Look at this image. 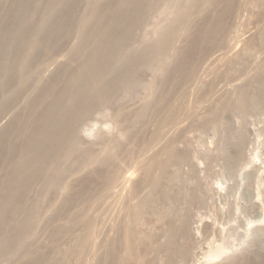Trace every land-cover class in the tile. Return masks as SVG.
<instances>
[{
    "label": "bare ground",
    "instance_id": "obj_1",
    "mask_svg": "<svg viewBox=\"0 0 264 264\" xmlns=\"http://www.w3.org/2000/svg\"><path fill=\"white\" fill-rule=\"evenodd\" d=\"M9 1L11 2V7H9V9H8V10H10V11H8L9 15L6 13H4L6 15H3L2 13H0V29L2 26L4 27L3 30L0 31V56L4 53L9 52V55L10 56L12 55L14 61H13V59H12V62L10 61L12 63L11 65H5L4 66V63L2 64L3 66L0 65V94L3 91V89H6V92H7L10 88H12V87L8 88L6 86V85H8V83H6V82H10L12 80H15L16 77L20 79V77H22V75H26V77L23 76V78L25 77V79H22V80L29 81V80L33 79L35 67L38 63L41 62V61H38L40 59V57H38V56L43 57V55H47V54L49 56H51L49 53H54L53 51L57 47L58 43H62V40L64 39V37L67 38L70 35L71 30L73 29L72 25L74 24V22L75 21L78 22V20L80 21V18H84V25L82 26L83 31H81L82 35L80 34V36H82V37H79V39L81 40V41H79L80 44L78 43V46L75 47L71 51V55L69 56L70 58L68 60V64H65L67 66L65 67V65H64V68L62 69L61 68L63 66L62 65L60 67L61 70L58 72L56 70L57 73L54 75V77H52V79L50 81L47 80L48 82L44 81V83L41 84L40 88L38 89V92H37L38 94H37L36 99L34 98V100L31 101V103H29V105H28L29 106V108H28L29 112L27 113L28 116L27 117L24 116V117H22V119L18 118L17 121L15 120L16 122L13 123L14 124L13 128L8 130V131H5L0 136V176L1 175L3 176V178L0 177V230H1V227H3L4 224H7L8 220L11 219L16 214V211L19 210V208L23 209V211H22L23 215L21 216V219L17 222V224L13 227V229L8 231L5 234H0V260L6 259V258H12L13 263L15 262L14 264H19L18 255L21 254L22 250L25 251L24 250L25 248L28 250L30 247H31L30 249H32V246H28L29 244H27V242H24L25 238L29 235H34V234L37 236L43 235V234L40 235V233L38 231L40 229V225L42 226V223H41L42 221H40V219H39V211L42 210L43 207L52 209L53 211H55V213H58V212L61 213V211L65 210V209L67 212V208L69 209L70 205H72V204L78 205V203H76V201L79 200L80 204L77 206V208L74 209L73 205H72L73 212L75 210H77V211H75L76 216L74 215L76 220L73 218L74 224L77 223V224H80V226H81V224L86 226V224H90L87 222V220L90 219V217H89V214H86L87 213L86 211H88V209L92 208V206L94 204L99 203L103 198H105L107 196V193H108L110 187H112L113 185L117 184L120 181L122 174L125 173V169L128 168V167H126V164H125L126 162H123V160L122 161L119 160V156L121 155V152H124L122 150L123 146H121L122 143L120 145L119 144L116 145L113 150H108V152L106 151L107 154L102 155V157L100 156L101 158L95 157L98 159L96 161L93 159L94 160L93 161L92 157H94L93 156L94 153H93L92 147H94V146L92 143L95 144L100 139L98 138L99 137L98 134H96V137H97L96 139L97 140L99 139L98 141L95 140V141H92V143L89 141V145L87 144L88 142L86 139H85L86 142H84V139H81L82 137L80 136V134L78 132L79 128H81V127L78 128V126L80 125V122L82 120H84L85 118H87L95 109H98L103 105L107 106V105H112L113 103L115 104V102H117V100L119 99L120 95H124L125 96L124 99H128L131 97H135L134 94L139 93L137 91L142 92V91L147 90V91H149V93H151V96H150L151 100L149 99L148 102H145L144 104L142 103L143 107L141 105L142 109L138 115L139 116L138 118L140 120L146 119V116L149 114L151 109H153V108H151L152 102L154 100H156V98L159 95L162 96L160 94L161 90H162V86L164 84H166L165 82L169 79V77L173 78L172 79L173 81L170 79L171 80L170 81L171 82L170 83V89H171V84H173L172 85L173 89H171V91H173V90H176L175 87L180 86L184 82L185 78H189L192 76V74L195 73V72L191 73L190 72L191 69L189 70L187 68V64L190 62V59H191L189 50L188 51H187V49L184 50V48H181L178 50V48L176 47L177 50L175 51L173 56L171 55V52L174 49L175 39L177 38V36L182 32H183L182 34L187 36V38L189 39V40L187 39V41H189V43H188L189 47H185V48L190 49V52H191V50H200L204 45L213 44V41H215L214 38L216 37V35L219 33H220V35H222L224 33L223 32L221 34L222 30H227L226 29L227 27H224L226 25V23L224 24V21H225L227 14H230L228 12H230L232 9L237 7L235 5V2L237 0L236 1H234V0H222L223 1L222 8L220 7L222 5L221 0H93V1H91L92 5H91V3L88 4V5H91V7L86 5L88 7V10H86V8H85V10L88 12V13L87 12L85 13L86 16L84 15L83 12H81V13H83V16L81 15L82 17H80V18H79V16L81 13L77 14L78 10L76 9V6H77V4H79V2H81V0H40V2H39L40 4L38 6H35L32 4L33 0H9ZM219 1L221 4L219 6L220 12L218 10H215L216 14H217V11L219 12L218 15H215V13H214V18L213 17L209 18L211 20H205L206 17L204 16L205 18L202 17V20L198 21V22H200L201 25H203V28L207 29V32L201 33V35H198L197 33L194 34L192 32L193 17L195 15H198V14L201 15L202 14L203 11H201V7L204 4V2L210 3V5H211V3L214 4V3H218ZM4 2H5V0H0V10L2 9V6L4 8V6H5ZM10 2H8V3L10 4ZM34 2H35V0H34ZM83 2H84V0H83ZM251 4L252 3H250V6H252ZM253 5L258 6V8H260L259 10H262V12L259 13V15L263 14V17H264V0H253ZM78 7H79V5H78ZM252 8H254V7L252 6ZM255 8H257V7H255ZM256 10H258V9H256ZM33 12L34 13L39 12L38 14H40V17L42 16L41 20L40 19H39L40 21L38 20L39 22L35 23L33 21V19H34V18H32L34 16L32 14ZM234 12H235V9H234ZM209 14H208V16H209ZM150 15L151 16L153 15V16L157 17L158 19L163 18L162 20L164 23L162 22L160 25L155 26L154 29H152L153 27H151V29H152L151 31H148L147 29L144 30V33H146V34H144L143 31L141 30L143 33L142 35H144L143 36L144 38L142 37V41H141L143 43V47L136 49L135 46H133V44L136 40V37L138 36V35L137 36L135 35V32L138 31V29L144 28L145 23L147 24L146 19ZM7 16H9V17H7ZM196 18H197V16H196ZM199 18H201V17H199ZM206 19H208V18H206ZM77 22H76V24H77ZM197 26L199 27V25H197ZM226 33L227 32L225 31V35H226ZM223 37H225V36H223ZM71 41H72V39H71ZM262 41L264 43V34L262 36ZM69 42L70 41H68V44H69ZM259 43H260V45L261 44L263 45V43H261V42H259ZM249 45H250V43H249ZM247 46H248V44H247ZM64 47H66V46H64ZM179 47H181V46H179ZM203 48H207V47H203ZM242 48H244V47H241V49ZM250 48H251V52H253L252 45ZM260 48H261V46H260ZM248 50H247V53L249 52ZM242 53L245 54V52H243V51H242ZM250 54L253 55V53H250ZM250 54L248 53V55H250ZM52 56H53V54H52ZM198 58H199V60H201L199 56H198ZM245 58L247 59V58H251V57L249 56V57H245ZM245 58H243V59L245 60ZM252 58H253V56H252ZM6 61H9V59H7ZM46 61H48V60H46ZM46 61H42V63L43 62L46 63ZM10 62H9V64H10ZM36 62H37V64L35 65ZM193 62H195V61H193ZM243 62H241V63H243ZM196 63H199V62L197 61ZM225 63H226V61H225ZM238 63L236 62V64H238ZM247 63H246V65H247ZM189 64L191 65V63H189ZM194 65H196V64H194ZM194 65L192 66L193 67L192 70L195 69ZM42 66H43V64L40 66V68ZM189 67H191V66H189ZM228 67H230V65H228ZM213 69H214V67H213ZM54 71H52V72L54 73ZM144 71H150L151 74H152V72L156 73V76H158L159 81L157 83L155 82L154 84L153 83H147V82H144V83L141 82L140 80L142 78L140 77L141 78L140 79L139 76L142 75L144 73ZM233 72H234V70L232 69L231 73H233ZM263 73H264V71H263ZM255 74H254V76H255ZM194 76H195V74H194ZM212 78H213V76H212ZM254 78L255 79L252 80L250 82V84H246L247 86L245 85V82H244V85L246 87H241L239 84L238 85L236 84L237 87H233V89H235L236 91L232 90L236 94L235 98L233 99L235 106L233 104L232 105L237 110H239V112L243 115L250 112V111L261 110L264 107V92L258 91L259 88H260V90L262 89L261 86L257 85V87L255 89L256 92L254 90L255 82H257L258 79H259L258 80L259 82H260V80H262V78L264 79V74H262V75L259 74ZM191 80H192V77H191ZM15 82L17 83V81H15ZM59 82H62L64 84L63 87L61 86L62 87L61 89L57 88V83H59ZM12 83H14V82H12ZM261 83H262V81H261ZM242 84L243 83L241 82V85ZM263 84H264V82H263ZM23 85H26V84L23 83ZM197 85H199V84H197ZM244 85H242V86H244ZM58 86H59V84H58ZM164 86H166L168 88L169 85L167 86V84H166ZM182 86H180V88ZM205 86H207V85H205ZM197 87L199 89V90L197 89L198 93H200V94H197V96L199 95V97L200 96L208 97L207 96L208 89H206L203 85L202 86L199 85ZM203 87H204V89H203ZM257 88H258V90H257ZM166 90H168V89H166ZM18 91H17V88H15V91L13 92L15 96L17 95L16 92H18ZM216 91H217V89H216ZM175 92H177V90ZM8 94H11V93H8ZM18 94H20V93H18ZM162 94H163V92H162ZM166 94L168 95V93H166ZM139 95H137V96H139ZM170 95H171V93H170ZM0 96H3V95H0ZM6 97H7V93H6ZM8 97H9V95H8ZM12 97H13V95H12ZM174 97H176V96H174ZM13 98L15 99V97H13ZM165 98L168 99V96L164 95V99L162 98V100H160L161 105L159 107H161V108L165 107L167 109V111L165 110L166 113L161 114V113L157 112V114H161L160 115L161 118L159 120L161 127H162V124H166V123H167L166 125H170V124L173 125L172 122H174L175 119L177 118V117H174L173 113L171 114L173 109L166 107L169 104H168V102L166 103ZM169 99H170V97H169ZM203 100L205 101V98H203L202 101ZM215 100L217 101V98ZM8 101L10 102L11 100H8ZM168 101H170V100H168ZM200 101H201V99H200ZM222 101H224V100H222ZM219 103L220 102H218L217 104H219ZM223 103L225 104V101ZM227 103L228 102H226V104ZM4 104H3V106H4ZM10 104H11V102H10ZM15 104H16V102H15ZM217 104L214 105V103H213L211 105V107L208 108L210 110V113L207 115V117L205 116L206 118L203 116L205 119H208V121L206 120V123L203 121L205 119H202V121L204 122V124H203L204 126L207 124V122H209L208 124L211 125L210 120H217V123L219 122V120L217 119L218 115L220 113H224L223 111L226 110V107H225L226 104L225 105L222 104L219 106ZM7 105H5V106H7ZM8 106L6 108H8ZM173 106H174V104H173ZM189 106H190V103H189ZM228 106H230V105H228ZM212 107H214V108H212ZM12 108H14V107H12ZM2 109L4 110V108H2ZM2 109L0 107V113H2V111H3ZM18 111H20V110H18ZM227 111L230 112L228 109L226 110V112ZM180 112L182 115L183 112L180 110L177 111V115L180 114ZM217 112H218V114H217ZM254 114H256V113H254ZM243 115H241L239 117L241 118ZM249 115L250 114L248 113L246 116H244L245 117L244 119H246L247 116H249ZM138 118H136V119H138ZM140 120H139V122H140ZM242 120H243V118H241V121ZM222 121H225V120H221L220 122H222ZM246 121H248V119H246ZM246 121H243L242 124H245ZM8 122H10V120ZM12 122H14V120ZM143 122H146V121H143ZM168 122H169V124H168ZM192 123H193V121H192ZM214 123L216 124V122H214ZM231 123H232V121H231ZM189 124L191 125L190 122H188V125ZM220 124L223 125V123H220ZM220 124L219 123H218V125L216 124L217 127L218 126L221 127ZM246 124H248V122ZM0 125H2V123ZM174 125H175V122H174ZM212 125H213V121H212ZM228 125H229V123L227 124V126ZM5 126L7 127V124H5ZM132 126H135V125H132ZM141 126H142V123H141ZM224 126L226 127V125H223L222 127H224ZM195 127H196V125H195ZM206 127L208 128V126H206ZM213 127H215V125ZM242 127L246 128V126H243V125L241 126V128L239 126V128H238L239 131H236V132H240L241 131L240 129H243ZM163 128H164V126H163ZM4 129H6V128H4ZM228 129H230V128H228ZM245 130L243 133H245ZM157 131H158V129H157ZM157 131H156V133H157ZM159 132H160V130H159ZM218 132H220V131L218 130ZM240 133H242V131ZM87 134L89 136L90 133H87ZM132 134H134V133H132ZM160 134H161V132L156 134V136H159ZM235 135L236 136L238 135L239 137H236ZM235 135L233 136V139H234V137L238 138V140H236L235 146L239 150H241L243 155H244L245 152L242 150V148L243 147L245 148V146H244L245 144L242 143L243 147H241L242 145H240V144L243 141L245 142L244 138L247 134L244 136V138H243V136L239 135V133L238 134L236 133ZM129 136H130V134H129ZM172 136H173V134H172ZM221 137H222V135H221ZM246 137H248V136H246ZM173 138L176 139V137H173ZM170 139H172V138H170ZM259 139H260V137H259ZM174 141H175L174 139L172 142L169 141L170 143L166 146V148H164L165 150L164 149L162 150V151H164V153H163L164 155L162 157V160H160L161 159L160 158L157 166L154 165L157 168L156 170L158 171V174H157L158 176L153 177L152 178L153 180L151 179L148 192L147 193H145L146 191L144 192L146 194L145 195L146 197L142 196V198H140V199L138 198L139 200H137V202H135V203H132V200H131V204L128 207H126L127 205H126V202L124 199L125 197L124 198L121 197L117 201L115 200L116 202H113L114 204L112 205L110 213L112 212L114 214L116 212H124L125 211L126 217H123V218L127 219V220L124 219L125 222H127V224L123 223V221L118 223L119 220L117 221V219L120 217V215H119L120 213H118V215H117L118 218L116 215L113 216V217H116L115 219L117 221L114 223L116 225V231L115 232L118 235L120 234V236H117L118 238H115L112 236V238L108 239L107 241H105L106 239L104 238V234H106L105 233L106 229L104 228V226L101 228L100 232L98 233L100 236L99 241L101 243L99 246L97 245L98 246V250H97L98 253L96 252L97 253L96 255H98V261L96 260V262H94L95 264H144V263L145 264H147V263L148 264H158V253L160 251L159 249L161 248V244L159 245L160 248L159 247L156 248V246H154V244H153L154 238H152L153 236H151V235H149V236L147 235L148 234L147 230H146L147 234L145 233L144 235L138 232V229L141 228L140 226L147 220V219H145L146 215H148L150 217L149 214H152L151 216L155 215V216H157V218L159 217L164 222L165 228H163V232H164L166 241L164 240L163 242H165L164 243V246L166 248L165 253H167L166 254L167 258H166V261L164 262L165 264H177V262L180 259H186L188 257L190 258L191 254H193V252H191V250H192L191 246L192 245L190 246V242L192 243L191 239L193 238V236L191 235L192 229H190V228H192V227H190V225H191L190 224V221H191L190 216L191 215L186 214V213L183 214V213H181V210H180L179 213H181V215L175 216L176 214H174L173 210H170L169 207H168L169 210H161V212L158 208L160 202L162 203L166 199L170 201V199L172 198L171 196H172V191H173L172 187L173 186H170V185H172L171 183L168 185V187H171L172 189L167 188V186H165V183H166L165 181H167V183H169L168 179L166 177H168L171 182L175 181L174 183H178V182H176L178 180V176L176 174L178 172L179 173H181V172L178 170H175L177 168L176 166L177 165L181 166L182 162L185 164L186 161H184V160H187V159H185L187 157L184 156L185 152H184V154H183V152H181L182 154L179 153L178 146H177L178 144L176 145V142H174ZM83 142L85 143V145L87 144V147H85V145H84L85 148L83 147V144H82ZM138 142H139V140H138ZM143 143H144V141H143ZM140 144H141V142H140ZM231 145H233L232 148L234 149V143L233 144L231 143ZM140 146L142 147V144ZM144 146H146V144ZM144 146L142 148H144ZM226 149H228V147ZM230 149H231V147H230ZM236 149H235V152L238 153L239 150H236ZM131 151H133V150H131ZM228 151H225L226 152L225 156L228 154L227 153ZM117 152L120 153V154H118L119 156L117 155ZM188 152H186V153H188ZM232 152H234V151H231V154H232ZM125 153H127V151ZM229 153H230V151H229ZM242 153H240V154H242ZM222 154H223V152H222ZM231 154H229V156L228 155L227 156L230 157ZM233 154L236 156H239V154H235V153H233ZM232 155L230 158L232 160H235L237 157L234 156L235 158L233 159ZM125 156H126V154H125ZM241 156L242 155H240L239 157H241ZM226 157H224V159H226ZM228 157H227V159H228ZM70 158H74V161H72L70 164H67V161ZM120 158L122 159V157H120ZM123 158H124V156H123ZM130 159L131 158L129 156L128 161H130ZM237 159L239 160V158H237ZM126 160H124V161H126ZM128 161H127V163H128ZM228 162H230L229 159H228ZM152 164L153 163H150V165H152ZM90 165L91 166L94 165L92 167L95 169L93 172L91 171L89 174V172L87 173V170H89V171L91 170ZM107 165H108V167H110L109 170H108V168L103 167V166L107 167ZM128 165H130V163ZM170 166L175 167L174 170L176 171V173H175V175H174V172L172 173L174 175L173 177L172 176L169 177L170 175L169 176L167 175V172L169 173V171H173L170 169L171 168ZM180 166L178 169H180ZM149 167L151 169V166H149ZM149 167H147V168H149ZM98 168L99 169L103 168V170L105 168V170L107 169V171H102V169L99 170ZM231 168H233V166ZM74 173H78L79 175L81 174L80 176L83 175L82 177H79V178L84 179V180L82 179L83 183H85L86 180L90 179L88 181V184L86 185V183H85V184L81 185L80 184L81 181H80L79 182V184L81 185V187H80L79 185H77L78 180H76L77 182L75 181L76 183L70 182L69 179H71L70 177ZM178 175H179V179H181L182 176H184V175H180V174H178ZM75 176H76V174H75ZM75 178H73L72 180H75ZM162 179H165L163 183H164L165 188H167V189L162 187V183H161ZM37 180L41 181L43 189H41L37 193L38 196L32 205H30V206H26V204L23 205L22 201L30 193L31 189H33V186L37 182ZM79 180H81V179H79ZM91 180L92 181L95 180L94 183H92ZM143 180L145 181V179H143ZM179 181H181V180H179ZM182 182H183V180H182ZM74 185L79 186L80 190L78 191V193H76L75 195L72 196L71 191L75 190V188H76V186L74 188ZM138 185H139V183H138ZM71 187H73L74 189ZM147 187H148V185H147ZM143 188H145V187H143ZM69 189H72V190L69 192V191H67ZM130 189L131 190H128V192L126 194V198L127 197L130 198V196L132 198L138 192V191L137 192L135 191L136 189L135 190L133 188H130ZM132 189L135 192V194L133 196L131 195L132 194L131 191H133ZM170 189L172 190L171 192H169ZM180 192H182V191H180ZM179 193H177V194H178L179 198L181 199L182 195H180ZM173 194H175L177 196L176 193H173ZM112 195H115V194L112 193ZM176 196L174 198H176L175 201L178 202L179 199ZM191 196L192 197L194 196V198H195V195H190L189 198L187 197L188 201L191 198ZM107 198L110 199L109 197H107ZM174 198H172V199H174ZM197 198L199 201L201 200V199H199L198 195L195 198V200H197ZM183 199H185V198H183ZM187 199H186V201H187ZM192 200H193V198L191 199V201ZM195 200L192 201L194 205H195V203H194ZM74 201H75V203H74ZM175 201L172 200V202H175ZM164 202H166V201H164ZM192 202H190V203L187 202V204L189 205ZM101 204H103V203H101ZM162 204H160V205H162ZM198 204H200V203H198ZM163 206H164V204H163ZM95 208H96V206H95ZM98 208H100V206ZM122 208L124 209V211H121ZM191 208L193 209V207H191ZM157 209L159 210V212ZM188 210L189 209H187V213L189 212ZM69 211H71V208L69 209ZM177 211L178 210H176V212ZM190 211H191V209H190ZM69 213H71V212H69ZM121 214H123V213H121ZM191 214H192V212H191ZM71 215H73V214H71ZM87 217H88V219H87ZM54 218H56V217L53 216V217L46 218L45 223L43 224L46 227H44V226H42V227L49 229L48 227H50L53 223L56 226L57 223L52 222V219H54ZM144 219H145V221H144ZM154 221H156V220H154ZM59 222L60 221L58 220V223ZM89 222H90V220H89ZM58 226H59L58 227L59 229L57 228V230L56 229L53 230V225L51 226L52 228L50 227L51 230H53V233L50 235V238L53 235L55 237V239H57L56 236L62 235V233H64V232L68 233L67 227H63V228L61 227L60 228V225H58ZM75 226H76V224H75ZM87 227H89V225H87ZM144 227L146 228V225ZM79 228H78V230H79ZM108 229H109V227H108ZM110 229H111V227H110ZM114 230H115V228H114ZM217 231H218V229H217ZM259 232H260L259 234H261V231H259ZM214 233L215 232H213V235H214ZM88 234L90 235L92 233H90V231L87 232V230L84 229L76 237L78 239L77 242H79L80 245L85 244L84 249H85V246L87 245L86 243L89 241L90 236L88 237ZM225 236H226V234H225ZM255 236H254V238H255ZM105 237H106V235H105ZM119 237L121 239H119ZM212 237H214V236H212ZM229 238H231V237H229ZM102 239L103 240L105 239L104 240L105 242L102 241ZM213 239H211L212 241H211V243H209L210 249L208 248L209 250H207V252H209V253H205V254H208L207 258H204V257L202 258V259H204V261H205V259L207 260L203 264H235V263H237L238 259H239L238 261L243 260V257L247 253L248 254L250 253L251 255L255 256V258L253 260L256 259L255 260L256 264H264V248L263 247H258V249H255V250L245 249L243 247L244 249L239 250V251H235L233 246L232 247L230 246V245H232V242L229 245L228 242L222 241L219 243V240H213ZM256 239H257V237H256ZM258 239H260L259 236H258ZM240 240H242V239H240ZM247 241H249V240H247ZM151 242L153 244L152 248H153V246H154V248L152 249L151 246L149 248L150 250L147 248V254H148V250H149V255L154 254L155 256L149 257V255H147L146 252H143V249L146 247V246L145 247H143V246L146 245V243L150 244ZM233 242H235V241L233 240ZM237 243L238 242L236 241L235 245H237ZM53 244H55V243H53ZM19 246H21V252L18 254L17 248ZM54 248H56V247H54ZM82 248H83V246H82ZM52 250H53V247H52ZM34 251H36L35 248H34ZM55 251L56 250H54V253H55ZM82 251L84 253V250H82ZM82 251H81V254H83ZM150 251L152 252L151 254H150ZM161 251H162V249H161ZM231 251H233V252H231ZM34 253H36V252H34ZM49 253H52V252H49ZM66 254H65V256H67ZM205 254H203V255H205ZM39 255H37L36 258H32V259L30 258V260L25 264H36L37 261H40V262H48L49 261L48 256L47 257L46 256L41 257L42 255H40V256ZM57 255H59V254L57 253ZM65 256H64V258H65ZM75 257H76V255H75ZM82 257H84V256L79 255L80 259H82ZM59 258H60V256H59ZM61 258H63V257H61ZM55 259H57V261H58V258H55ZM161 259H162V257H161ZM162 260H164V259H162ZM71 261L72 260H70L69 262H71ZM80 261H82V260H80ZM194 261H196V260H194ZM67 262L64 260L63 264H69ZM199 262H201V261H199ZM199 262L197 264H199ZM76 263H74V264H76Z\"/></svg>",
    "mask_w": 264,
    "mask_h": 264
},
{
    "label": "rangeland",
    "instance_id": "obj_2",
    "mask_svg": "<svg viewBox=\"0 0 264 264\" xmlns=\"http://www.w3.org/2000/svg\"><path fill=\"white\" fill-rule=\"evenodd\" d=\"M91 1H93V0H84V2H83V0H81V2H79V4H77V6H76V9L78 10L77 14L78 13L80 14L81 12H83L84 15L86 16L85 13L87 12L86 10H88L87 6L91 7V5H92ZM234 1H236V0H234ZM8 2H10V1L5 0V2H4L5 6H4V8L2 6V9H3V10L1 9L2 11L0 10V13H2L3 15L8 14L9 13L8 11H10L8 9H9V7H11V2H10V4ZM39 2H40V0H35V2L33 0L32 4L35 6H38L40 4ZM221 2H222V5L220 4V1L218 3H214V4L211 3V5H210V3L204 2V4L201 7V11H203L201 14L202 16L198 14V15H195L193 17L192 32L194 34L197 33L198 35H201V33L207 32V29L203 28V25H201L200 22H198V21H201L202 17H204V16L206 18H208V19H206L204 17L205 20H211L209 18H211V17L214 18V13H215V15H218V13L220 12V7L222 8V6H223V1L221 0ZM90 3H91V5H88ZM250 3H252L251 5L254 8L255 7H257V8H255V9L252 8V6H250ZM78 5H79V7H78ZM235 5L237 6L234 8L235 12H234V9H232L230 12H228L230 14H227L226 18L224 17L225 18L224 24L226 23V25L224 27H227L226 28L227 30H222L221 34L224 32L222 35H220V33L217 34L216 37L214 38L215 41H213V44L203 46V47H207V48L202 47L200 50H191V52H190V49L185 48V47H189V44H188L189 41H187V39H188L187 36L182 34L183 32L177 36V38L175 39L174 49L172 50L171 55L173 56V54L175 53L177 48H178V50L181 48H184V50L187 49V51L189 50L190 58H191L189 63H191V65L188 63L187 68L189 70L191 69V71H190L191 73L195 72L194 73L195 76H194V74H192V76H191L193 81L191 80V77L185 78L184 82L180 85V86L183 85L181 88H180V86L175 87L177 92H175L176 90L171 91V89H173V87H172L173 84H171V89H170V83H171L170 81L173 78L169 77V79L165 82L167 84V86L169 85L168 88L166 86H164L166 84H164L162 86V90L160 93L162 96L159 95L160 97L158 96L157 97L158 99L156 98V100H154L152 102L151 108H153V109H151L149 114L146 116V119L140 120L138 118L139 117L138 115H139V113L143 107V104L145 102H148L150 99L151 93H149V91H147V90L142 91L143 93L141 91H137L139 93L134 94L135 97H131L128 99H124L125 96L120 95L119 99L117 100L118 103L115 102V104L113 103L112 105H107V106L103 105L100 108L95 109L94 110L95 112L93 111L94 113L92 112L88 116L89 118L87 117L80 122V125L78 126V128L79 127H81V128H79L78 132H79L80 136L82 137L81 139H84V142H86V140H87V142H88L87 144L89 145V141L92 143V141L97 140L96 134H98V136H99L98 138L100 139V140L98 139L99 141L97 140L98 142H96L95 144L92 143L94 146V147H92L93 153H94L93 154L94 157H92V160L94 159L96 161L98 158H95V157H100V156L102 157V155L107 154L106 151L108 152V150H113L116 145H118V144L120 145L122 143L121 146H123L122 150L124 152H121V155L119 156L118 155V154H120L119 153L120 151H119V152H117V155L119 156L120 161L123 160V162H126L125 164H126V167H128V168H126L125 173L122 174V177H121L120 181L118 182L119 184L117 183V184L113 185L112 187H110V189L107 193V196L102 199L104 202L101 200L99 202L100 204L99 203L94 204L93 205L94 207L92 206V208H89L88 211H86L87 212L86 214H89V217H90V219H88V217H87V219H88L87 222L90 224H86V226H84L82 224L80 226V224H77V223H75L76 224V226H75V224H74V219L76 216L75 211H77V210H75L73 212L72 205H73L74 209L77 208V206L80 204L79 200L76 201V203H78V205L77 204L70 205L69 209L71 208V211H69V209L67 208V212L65 209V210L61 211V213H59V212L55 213V211H53L52 209L43 207V209L39 211V219H40V221H42L41 222L42 226H44L43 224L45 223L46 218L54 216L56 218L52 219V222H56L57 227L53 223L52 224L53 230L54 229L57 230V228L59 227L58 225H60V228L61 227L62 228L67 227L68 233L64 232V233H62V235L56 236L57 239H55V237L53 235L50 238V235L53 233V230H51L52 225L50 226L51 228L48 227L49 229L44 228L46 226L42 227L40 225V229L38 231H39L40 235L43 234L42 236H39V235L37 236L34 234V235H29L25 238L24 242H27V244H29L28 246H32V249H30L31 247L28 250L26 248L25 249L23 248L25 251L22 250V252H21V246H19L17 248L18 254L21 252V254H19L20 256L18 255L19 264H25L30 260V258L31 259L36 258L37 255H39V254L42 255L41 257H43V256L47 257L48 256L49 261L48 260H47L48 262L37 261V263L39 262L38 264H54V263L55 264H59V263L63 264L64 260L66 262L68 260L69 261L72 260L71 262H69V261L67 262L69 264H74L76 262H77L76 264H79V263L80 264H95L94 262H96V260L98 261V255H96V254L98 253L97 252L98 246L101 243L99 241L100 236L98 234L100 232L101 228L104 226V228L106 229V231H105L106 234H104V238L106 240L105 239L104 240L107 241L108 239L112 238V236L115 238H118L117 236H120V234L118 235L115 232L116 231V225L114 224L115 222H117L119 220L118 223L123 221V223L127 224V222H125V220H127V219L123 218V217H126L125 216L126 212L124 211L123 208L121 211H124V212H116L114 214L112 212L110 213L112 205L114 204L113 202H116L121 197H123V198L125 197L124 199H125V202L127 205L126 207H128L131 204V200H132V203H135V202H137V200L142 198V196L146 197L145 193L148 192L151 179L155 176H158L157 175L158 171L156 170L157 169L156 166L159 163V159L161 158L160 160H162V157L164 155L163 154L164 151H162V150L164 148H166V146L170 143L169 141L172 142L173 139L175 140L174 142H176V145L178 144L177 146H178L179 153L183 152V154H184V152H185L186 155L184 154V156L187 157V158H185L187 160H184V161H186L185 164L183 162H182L183 164L181 163L182 167L179 165L180 169H178L179 168L178 165L176 166L177 168L175 170H178L181 172V173L178 172L176 174L178 176V180L176 182H178V183H174L175 181L171 182L170 179L168 177H166L168 179L169 183H167V181H165L166 182L165 186H167V188H171V187H168V185L170 183L172 184L170 186H173L172 187L173 191L171 190L172 188L169 190V192L172 191V196H171L172 198H174L176 196L173 193L177 194L180 191H182L179 193L180 195H182V197L180 196L181 197V199H180L178 194H177L176 197L179 199V201L177 200L178 202L175 201L176 198L172 199L170 197L175 202H172L171 199H170V201L166 199V200H164L166 202H164V201H163L164 203L162 202L164 204V206L160 202V204H162V205L159 204L158 208L161 212V210H169L168 209V207H169L170 210H173L174 214H176L175 216H179V215H181V213L190 214L192 216V217L190 216V220H191L190 221V224H191L190 227H192L190 229H192L191 235L193 236V238L191 237L192 243L190 242V246L192 245L191 246V248H192L191 252H193V254H194V255L191 254V257L190 258L188 257L189 259L188 258L180 259L177 262V264H180V263L181 264H197L199 261H201V262H199V264H201V263L203 264L204 262H206L207 260L205 259V261H204V259H202V258L203 257L207 258L208 254H205V253H209V252H207V250L210 249L209 243H211V241H212L211 239H213V238H214L213 240H219V243L224 241V242H228L230 245L232 242V245H230V246L231 247L233 246L235 251H239V250H242L244 248L245 249H252V250L258 249V247L264 248V235H263L264 234L263 233L264 232V228H263L264 227V123H263L264 122V107L258 111L248 112L250 115L247 116L246 119H248V121H246V119H244L245 118L244 116H246L248 113H246L244 115L241 114L239 112V110H237L234 107L235 105H234V101H233V99L236 96L235 92H233L236 90L233 89V87H237L236 84L237 85L239 84L241 87H246L247 86L246 84H250V82L255 79L254 77H256L259 74L260 75L264 74L263 73V71H264V67H263L264 66V48H263L264 43L262 41V36L264 34V17H263V14L259 15V13H261L262 10H259L260 8H258V6L253 5V0H237L235 2ZM85 8H86V10H85ZM256 9H258V10H256ZM215 10H218L219 12L217 11V14H216ZM4 13H6V14H4ZM38 13H34V12L32 13L34 15L32 18H34L33 21L35 23L39 22L41 20V17H42V16L40 17V14H38ZM83 13L80 14L79 18L83 16ZM208 14H209V16H208ZM196 16H197V18H196ZM7 17H9V16H7ZM199 17H201V18H199ZM162 19H158L157 17H155L153 15L152 16L150 15L146 19L147 24L145 23L144 28L138 29V31L135 32V35L136 36L138 35L136 37L134 44H133V46H135L136 49L143 47V43L141 41H142V37L144 36V35H142L144 33V30L147 29L148 31H151L152 29L155 28V26L160 25L163 22ZM80 21L78 20L79 23L77 21H75L74 24L72 23L73 24L72 25L73 31L71 30L72 34L70 33V35H69L70 37L71 36L72 37L71 38L69 36L67 38L64 37L65 40L63 39L62 43H58L57 47L53 51L54 53H49L51 56H49L48 54L43 55V57L38 56V57H40V59L38 61H41L40 62L41 64L40 63L37 64V62L35 63V65L36 64L37 65H36L35 70H34V74H33L34 77L32 76L33 79H31L29 81H26V80L24 81L22 79H25L26 75H22V77H20V79L16 77L15 80H12L10 82H6V83H8V85H6V86L8 88H10V87H12V88H10L11 90L9 89L7 92H6V89H3V91L0 94V95L4 96V97L0 96V107H1V109L4 108V110H5L4 111L2 109L3 111H2V113H0V124L2 123V125H0V130L2 129L0 131V136L5 131L12 129L13 125H14L13 123H15L18 118L22 119V117L28 116L27 115V113L29 112V110H28L29 106L28 105H29V103H31V101L34 100V98L36 99L37 94H38L37 92H38V89L40 88L41 84H43L44 81L45 82L47 80L50 81L52 79V77H54V75L58 71L61 70V68L62 69L64 68L65 64H68V60L70 58L69 56L71 55V51L75 47H77L79 41H81L79 39V37H82V36H80V34H81V31H83L82 26L84 25V18H80ZM76 22H77V24H76ZM195 25L196 26L199 25V27L198 26L196 27ZM151 27H153V28L151 29ZM3 28L4 27L2 26L0 31H2ZM141 30L143 31V33ZM225 31L227 32L226 35H225ZM144 34H146V33H144ZM223 36H225V37H223ZM71 39H72V41H71ZM68 41H70L69 44H68ZM259 42L263 43V45L262 44L260 45ZM249 43H250V45H249ZM247 44H248V46H247ZM251 45H252L253 52H251V48H250ZM64 46H66V47H64ZM179 46H181V47H179ZM260 46H261V48H260ZM241 47H244V48L241 49ZM247 50L249 51L248 52L249 54L253 53V55H251V54L248 55ZM242 51L245 52V54H243ZM52 54H53V56H52ZM198 56L200 57L201 60H199ZM249 56L251 58L253 56V58L252 59L251 58H247V59L245 58V57H249ZM6 58L9 59V61H6L7 60ZM243 58H245V60ZM0 59H1L0 65H2L4 63V66H5V65H11L12 64L11 62H12L13 57H12V55L10 56L9 52H8V53L2 54L0 56ZM46 60H48V61H46ZM13 61H14V59H13ZM42 61H46V63L45 62L42 63ZM193 61H195V62H193ZM197 61L199 63H196ZM225 61L227 64L225 63ZM243 61L244 62L246 61V62L244 63ZM9 62H10V64H9ZM192 62L196 65H194ZM236 62L237 63L239 62V63L236 64ZM241 62H243V63H241ZM246 63H247V65H246ZM42 64H43V66L40 68V66ZM188 65L191 67H189ZM193 65L195 66V69L192 70ZM228 65H230V67H228ZM66 66L67 65H65V67ZM213 67H214V69H213ZM232 69L234 70L233 73H231ZM56 70H57V72H56ZM52 71H54V73ZM254 74H255V76H254ZM23 76H25V77L23 78ZM212 76H213V78H212ZM139 78L141 79L140 81L143 83L147 82V83H153L154 84L155 82L157 83L159 81L158 76H156V73L152 72V74H151L150 71H144V73L142 75H140ZM258 80L254 84V87H255L254 90L256 89L257 85H260L262 89L260 90V88H259V90H258V88H257V90L260 92L261 91L264 92V84H263L264 79L262 78V80H260V82ZM15 81H17V83ZM261 81H262V83H261ZM12 82H14L15 84ZM22 82L26 85H23ZM241 82L243 83L242 85H244V82H245L246 86L245 85L242 86ZM58 84H59V86H58ZM197 84H199L200 86L203 85L206 89H208V91H207L208 97H206V96H200L199 97V95L197 96V94H200V93H198L199 89L197 86H199V85H197ZM205 85H207V86H205ZM61 86L62 87L64 86V84L62 82L57 83V88L61 89L62 88ZM204 87H203V89H204ZM15 88H17V91L21 90L20 92L19 91L16 92L17 93L16 96L13 93L15 91ZM166 89H168V90H166ZM216 89H217V91H216ZM162 92H163V94H162ZM165 92L168 93V95ZM255 92H256V90H255ZM6 93H7V97H6ZM8 93H11V94H8ZM18 93H20V94H18ZM170 93H171V95H170ZM8 95H9V97H8ZM12 95H13V97H15L16 100L12 97ZM137 95H139V96H137ZM164 95L168 96V99L165 98L166 103L168 102V104H169L166 107L172 108L173 111L171 112V114L173 113L174 117H177V118L174 121L175 125H174V122L171 121L173 123V125L172 124L166 125L167 124L166 123V124H162V127H161L160 122H159V120L161 118L160 115L166 113V111H167V109L165 107L164 108L159 107L161 105L160 100H162V98L164 99ZM174 96H176V97H174ZM169 97H170V99H169ZM203 98H205V101L204 100L202 101ZM216 98H217V101L215 100ZM184 99L186 101L187 100L188 101L186 102ZM200 99H201V101H200ZM8 100H11L10 101L11 104ZM168 100H170V101H168ZM222 100L225 101V104H226V102H228V103L225 105L223 103L224 101H222ZM15 102H16V104H15ZM218 102H220V103L217 104ZM189 103H190V106H189ZM213 103H214V105L217 104L218 106L224 104L226 107V110L228 109L230 111V112H228V111L226 112V110H224L223 111L224 113H220L218 115V118H217L219 120L218 123L219 124L223 123V125H226V127L225 126L222 127L223 125L220 124L222 128L220 126H218L219 127L218 128L217 127V125H218L217 120H210L211 125L208 124L209 122H207L208 125L207 124L205 126L203 125L204 122L206 123V120L208 121V119H205V118L210 113V110L208 108L211 107V105ZM3 104H4V106H3ZM173 104H174V106H173ZM5 105H7L8 108H6L7 106H5ZM141 105H142V107H141ZM228 105H230V106H228ZM12 107H14V108H12ZM212 108H214V107H212ZM18 110H20L21 112ZM178 110L183 112L182 115H181V112H180V114L177 115ZM157 112L161 113V114H157ZM254 113H256V114H254ZM15 114L16 115L18 114V115L16 116ZM217 114H218V112H217ZM241 115H243L241 117V118H243L242 121H241V118L239 117ZM203 116L204 117L206 116V117L204 118ZM136 118H138V119H136ZM202 119H205V120H203L204 122L202 121ZM9 120H10V122H8ZM13 120H14V122H12ZM139 120L142 123L143 127L141 126V123L139 122ZM221 120H225L226 122L225 121L220 122ZM143 121H146V122H143ZM192 121H193V123H192ZM212 121H213V125H212ZM231 121L233 124L231 123ZM243 121H246V123L248 122V124H246L245 122H244L245 124H242ZM188 122H190L191 125L190 124L188 125ZM214 122H216L217 125ZM226 123L227 124L229 123V125L227 126ZM5 124H7V127L5 126ZM168 124H169V122H168ZM132 125H135V126H132ZM195 125H196V127H195ZM214 125L216 128L213 127ZM242 125L246 126V128L242 127L244 130L246 129L245 133H243L244 132L243 129H240L242 131V133H240L241 131L236 132V131H239L238 128H239V126L241 128ZM163 126H164V128H163ZM206 126H208V128ZM4 128H6L7 130ZM228 128H230V129H228ZM157 129H158V131H157ZM159 130H160L161 134L159 136H156V134L160 133ZM218 130L221 133L218 132ZM156 131H157V133H156ZM87 133H90L89 136ZM132 133H134V134H132ZM236 133L237 134L239 133V135L243 136V138L246 134H247L246 136L249 137L248 138L245 136V138H244L245 142L243 141L240 144V145H242L241 147H243V144H245L244 145L245 148L244 147L242 148V150L245 152L244 155H243L242 151L239 150L235 146L236 140H238V138H236V137H239L238 135L237 136L235 135ZM129 134H130V136H129ZM172 134H173V136H172ZM221 135H222V137H221ZM234 135L236 137H234V139H233ZM173 137H176V139ZM259 137H260V139H259ZM170 138H172V139H170ZM138 140H139V142H138ZM143 141H144V143L146 142L145 143L146 146H144L145 144L143 143ZM84 142L82 143L83 147L85 145ZM140 142L142 144V147L144 146V148H142L140 146L141 145ZM230 142L232 144L234 143V149L232 148L233 145H231ZM87 144L85 145V147H87ZM227 147H228V149H226ZM230 147H231V149H230ZM235 149L239 150L238 153L235 152ZM131 150H133V151H131ZM228 150L230 151V153ZM126 151H127V153H125ZM225 151H228L227 152L228 156H229V154H231V151H234V152H232V154L235 153V154H239V156L240 155H242V156L239 157V156H236L234 154L233 155L231 154L233 159L235 158L234 156L239 158V160L237 158L235 160H232L230 158L231 155H230V157H228L226 155L230 161V162H228V159L225 156V154H226ZM186 152H188V153H186ZM222 152H223V154H222ZM240 153H242V154H240ZM125 154H126V156H125ZM123 156L125 159L123 158ZM129 156L131 158L130 161H128ZM120 157H122V159ZM224 157H226V159H224ZM124 160H126V161H124ZM72 161H74V158L68 159L67 164H70ZM127 161H128V163H127ZM129 163H130V165H128ZM150 163H153L152 164L153 166L150 165ZM154 165H156V166H154ZM92 166H94V165H92ZM92 166L90 167V169H91L90 171L87 170V173L89 172V174H90L91 171L92 172L94 171L95 168H93ZM149 166H151V169ZM232 166H233V168H231ZM103 167L108 168V170L110 169V167H108V165H107V167L106 166H103ZM147 167H149V168H147ZM170 167H171L170 169L173 171H169L170 170L169 169L168 170L169 173L167 172V175L168 176L170 175L169 177H171V176L173 177L176 173V171L174 170L175 167L174 166H170ZM105 168H104V170H103V168H100V169H102V171H107V169L105 170ZM173 172H174V175L172 174ZM75 174H76V176H75ZM178 174L184 175V176H182V178L179 179ZM80 175L78 173H74L70 177L71 179H69V181L76 183L77 182L76 180H78L77 185H79L80 187L82 184H85V183L87 185L88 181L90 179L86 180V182L84 181L85 183H83V181H82L83 178H79V177H82L83 175L82 176H80ZM0 177L3 178L2 175ZM72 177L73 178L76 177L75 180H72L73 179ZM142 178L145 179V181ZM79 179H81V180H79ZM165 179H162V182H161L163 188H165L164 183H163ZM179 180H181V181H179ZM182 180H183V182H182ZM80 181H81V183H80L81 185L79 184ZM94 181L95 180H93V181L91 180L92 183H94ZM138 183H139V185H138ZM147 185H148V187H147ZM75 186L76 185H74V188H75ZM79 186H76L75 190H73V191H71L72 189H69L67 191H69V192L71 191V195L73 196L76 193H78V191L80 190ZM143 187H145V188H143ZM71 188H73V187H71ZM130 188H133L134 190L136 189L135 191L136 192L138 191V192H137V194H135L134 190L132 189L133 191H131L132 192L131 195L133 196L135 194V196H133L132 198H131V196H130V198L129 197L126 198V194H127L128 190H131ZM167 188H165V189H167ZM41 189H43L42 183L40 180H37V182L33 186V189H31L30 193L22 201L23 205H25V204H26V206L32 205L38 196L37 193ZM112 193L115 195H112ZM190 195H195V198L198 195L199 199H201V200L199 201L198 198H197V200H195L194 196L193 197L191 196L189 201L192 202L193 200H195V202H194L195 205L192 202L191 204H189L190 205L189 206L187 204V202L188 203H190V202L188 201L187 197L189 198ZM107 197H109L110 199H108ZM183 198H185V199H183ZM192 198H193V200L191 201ZM186 199H187V201H186ZM74 203H75V201H74ZM101 203H103V204H101ZM198 203H200V204H198ZM95 206H96V208H95ZM99 206H100V208H98ZM191 207H193V209ZM187 209H189L188 213H187ZM190 209H191V211H190ZM159 210H158V212H159ZM176 210H178V211L176 212ZM180 210H181V213H179ZM22 211H23L22 208H19V210L16 211V214L11 219L8 220V223L4 224V226L1 227L0 234H5L8 231L13 229V227L21 219V216L23 215ZM69 212H71V213H69ZM191 212H192V214H191ZM118 213H120L119 218L117 216ZM121 213H123V214H121ZM71 214H73V215H71ZM115 215L118 218L117 221L115 219L116 217H113ZM149 215H150V217L148 215H146L145 219H147V220L145 221V219H144L145 222L144 221L143 222L145 224L143 223L140 226L142 229L139 227L140 229H138V232L144 235L148 231L147 232L148 234L147 233L146 234L148 236L149 235L153 236L152 238H154V240H155V241L153 240V244H154V246H156V248H158V247L160 248L159 245L161 244V248L159 249L160 251L158 253V264H163L167 258V255H166L167 253H165L166 248L164 246L165 242H163L164 240L166 241V238H165V235L163 232V228H165L164 222L159 217L157 218V216H155V215L154 216H151L152 214H149ZM58 220L60 221L59 223H58ZM89 220H90V222H89ZM111 220L112 221L114 220V221L112 222ZM154 220H156V221H154ZM87 225H89V227H87ZM143 225L144 226L146 225V228ZM108 227H109V229L111 227V229L109 230ZM78 228H79V230H78ZM114 228H115V230H114ZM84 229H86L87 232L90 231V233H92L90 235L88 234V237L89 236L90 237H89V241L87 240L88 242L86 243L87 245L85 246V249H84L85 244L80 245L79 242H77L78 239L76 238L78 236V234H80ZM217 229H218V231H217ZM259 231H261V234H259L260 233ZM213 232H215L214 235H213ZM225 234H226V236H225ZM228 234L229 235L231 234V235L229 236ZM105 235H106V237H105ZM212 236H214V237H212ZM254 236H255V238H254ZM258 236L260 239H258ZM229 237H231L235 242H233V240ZM256 237H257V239H256ZM119 239H121V238L119 237ZM240 239H242V240H240ZM104 240L102 239V241H104ZM247 240H249V241H247ZM236 241L238 242L237 245H235ZM53 243H55V244H53ZM153 244H152V242L150 244L146 243V245L143 246V247L146 246L145 247L146 249L144 248L143 252H146V254H147V248L149 249L150 246L152 248ZM82 246H83V248H82ZM154 246H153V248H154ZM52 247H53V250H52ZM54 247H56V248H54ZM34 248L36 249V251H34ZM161 249H162V251H161ZM54 250H56L55 253H54ZM82 250H84V253ZM149 250H148L147 255H149ZM81 251L83 254H81ZM34 252H36V253H34ZM49 252H52V253H49ZM231 252H233V251H231ZM57 253L59 255H57ZM151 253L152 252L150 251V254ZM65 254L67 256H65ZM203 254H205L206 256ZM75 255H76V257H75ZM79 255H82L84 257H82V259H80ZM59 256H60V258H59ZM64 256H65V258H64ZM150 256H155V255L151 254V255H149V257ZM61 257H63L64 259ZM161 257L164 260H162ZM55 258H58V261ZM78 258L82 261H80ZM254 258H255V256L251 255L250 253L249 254L247 253L243 257V260H241L242 259L241 258L240 259L241 261H238L239 260L238 259L237 263H235V264H256V262H255L256 259L253 260ZM194 260H196L197 262ZM14 263H13L12 258H6V259L0 260V264H14Z\"/></svg>",
    "mask_w": 264,
    "mask_h": 264
}]
</instances>
